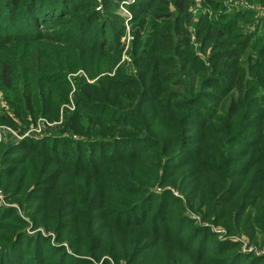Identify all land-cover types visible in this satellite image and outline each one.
I'll return each instance as SVG.
<instances>
[{"label": "trees", "instance_id": "16d2710c", "mask_svg": "<svg viewBox=\"0 0 264 264\" xmlns=\"http://www.w3.org/2000/svg\"><path fill=\"white\" fill-rule=\"evenodd\" d=\"M122 1L102 0L101 10H97V6H99L97 0L69 1L73 6L67 15L61 18L66 10L60 0H18V2L16 0H0V21L4 19L7 22V25L0 23V35H7L4 38L5 41L23 42L36 39L39 36V23L43 25L42 27L49 28L54 24L69 21L68 27L61 30V34L56 38L63 42L62 48L55 46L31 48L23 50L19 56H12L11 59L0 58V91L3 92L8 105V109L0 107V125L6 124L17 130H25L42 117L53 121L52 117H59L61 105L68 104L71 100V96L69 98L72 89L71 81L63 70L70 72V70L84 69L87 75L93 76L92 66H95L99 72L107 69L105 58L110 56L109 53L114 56H110L108 64L114 65L115 56L123 51L120 38L127 31L124 23L125 18L118 14ZM224 1L201 0L204 7L210 9H216L219 4H224ZM257 2L264 4V0H257ZM191 3L192 0H135L134 3L127 4L128 10L133 15L130 28L134 34V40L130 55L136 65L137 72L133 73L130 70L126 72L120 69L117 72V77L109 78L107 83L100 87L88 88L85 83H81L84 79L76 82L78 88L73 97L74 114H71L72 111L68 108L65 110L67 114L65 124L69 130L68 137H62L60 133H57L41 139L28 137L19 146L11 142L6 146L2 145L7 141L0 144V150L6 147L2 150L3 153L8 151L5 156L0 157V189L2 192L4 190L6 196L12 198L11 200L19 199L18 202L23 210L25 209V213L33 222H36L35 227L39 222V214L35 213L36 208L32 207L29 202L47 206V208L38 211L45 214L48 219L49 226L46 228L56 230L60 235L65 230V227L58 230L60 229L59 222H61L60 211H54L53 201L51 204L49 203L50 193L53 196L57 192L59 180H62L67 191L65 199L64 197L60 199L58 209L63 208L64 202L71 201V198H67L71 194V190L68 189L72 186L74 179L85 177V175L97 179L102 172L106 171L113 180H119L118 183H128L121 184L122 193L138 197L128 213L140 208L142 213L148 212L146 219H150L155 217L159 209L173 203L171 195L173 198L174 196L170 190L163 189L166 187L164 185L178 187L186 175L185 168L188 165L196 166L195 163L185 160L194 158L193 152L187 153L190 151L188 144L192 134L185 132L187 136L183 143L184 137L180 138L177 129L179 127L181 129L189 122L196 125L202 123L195 115L189 114L191 109L186 110L185 121L180 119L178 122L176 121L177 112L181 111L178 107L181 104L170 102V98L176 101H186L189 99L186 91L190 88L186 81L187 78L183 79L179 75L184 77L186 74L194 85L198 84V80L194 76H201L200 81L207 82L209 85H222L221 88L225 89L223 96L226 94L228 96L219 105L218 111L227 110L226 113L232 117L234 125L236 122L239 124L243 114L240 107L244 103L242 95L253 92L255 93L254 97L257 95L256 90L261 85L264 86V47L257 54H248V58L242 60L244 56H242V50L236 45L235 34L239 30L238 22L242 15L249 16L250 13L232 12L226 18V14L223 13L218 19L216 17L209 19L207 15L200 14V20L195 23V27L197 35L201 39V50L205 51L212 45L220 50L219 53L212 56L216 62L215 69L209 71L210 66H205L202 58L191 49L194 48L188 28V25L193 21L189 11ZM31 5H33V9L30 11ZM33 16L38 17L37 21L33 19ZM246 18L249 19V17ZM263 23L264 19L256 26L257 30H261V33L256 36V41L258 38H262L259 35H264V26L260 27V24ZM55 35L56 33L53 37ZM245 38L246 42L244 43L250 45L248 40L252 38V34H246ZM72 43L80 45L81 50L75 45L69 48L67 44ZM74 54L78 56L76 59ZM72 60L78 63L69 64ZM247 71L249 79L246 76ZM179 79L184 83V88L178 94L168 91L169 85L178 82ZM248 85L251 87L247 88ZM165 95H168L166 108L164 107ZM209 97L212 98V96ZM193 99L192 102L196 104L197 102ZM186 109L188 108L186 107ZM210 109L211 106H203V119H209L212 113ZM166 112L173 115L175 121L169 126L162 127L163 131L157 133L161 129L158 128L160 126L158 122L163 118L165 120V117L168 116ZM263 116L264 112L252 119L261 120ZM74 117H77L76 121H74ZM99 117H104L105 120L98 119ZM84 123L89 128L88 132L95 135L96 140L95 148H90L88 152L85 151V141L74 140L72 134L85 132ZM262 125V135H264V122ZM235 127L222 133L224 135L223 142L218 144L222 149L221 154L230 147L229 144L235 143L226 136L233 134L237 129V126ZM135 129L137 132H134ZM249 131L245 130L242 133L247 136ZM102 133L108 135L100 136ZM159 134L165 137L160 140L158 139ZM244 134H235L236 140L243 137ZM252 137L261 136L256 134ZM252 137L249 138L250 141L254 140ZM259 139L255 138V141L251 143L242 140L243 148L241 150L233 148L235 154L230 158H235L238 156L237 153L244 151L241 153L242 159L249 158L245 166L250 167L257 157L258 146L256 144ZM207 140H209L208 137ZM8 141H12V139L9 138ZM238 141L240 142V140ZM80 144L83 146L82 148H80ZM70 146L74 149L69 150ZM60 147H63L62 151H59ZM258 154L261 153L258 152ZM33 155L35 156L33 157ZM175 157L179 159L177 160ZM13 160H18L19 164L14 165ZM115 162L123 163V168L129 163L138 165L139 162H142L143 165L132 168L129 171V176H126L120 169L111 170L110 166ZM256 163L263 166V169L259 172L255 171L252 180H245L243 183L245 186L242 185L243 188L239 189V192L243 191L242 195L245 196L249 195L248 193L251 191L252 196L263 201L264 162L260 160ZM21 169H29L32 173L18 175L17 172ZM96 169H98V173H91ZM146 175L155 177L154 180H148L151 181L149 186L144 184L147 179ZM16 176L20 178V182L14 189L11 184L14 183ZM177 177H180L178 181ZM201 183V189L210 199L207 200L209 206L215 197L226 189V185L218 188L208 181ZM185 184V181L180 184L181 190ZM156 185H160L163 191L152 188ZM32 186L36 189L33 190L34 192H31ZM119 192L121 193V190ZM224 194L223 192L222 197ZM233 199L231 198V203ZM239 201L240 199H237L236 203ZM120 213L119 227L129 235H127L129 241L131 237L134 238L132 244L137 246L130 256L141 264H211L202 260L198 262L197 248H194V245L195 243L199 245L201 241L207 242L210 237L204 233L205 229L198 232L199 226L194 223V220L191 221L190 217L189 223L185 220L181 224V233L185 238L189 237L188 243L187 241L183 242L178 235L180 242L176 245L172 244V259L165 260V253L159 241L154 247L143 246L144 244L140 241L141 235L132 233L133 230L139 229L152 230L148 228V225L153 222V219L146 220L145 228L143 220L132 223L133 219L130 217L128 218L129 224H125L126 218L124 217L128 213ZM162 215L159 214L157 217H164ZM184 215V210H182L177 216L179 219L177 222H172V226L178 227L179 220L180 218L182 220ZM0 218H3L0 220L2 223L0 229L3 228L7 219H13L15 223L18 219L20 220L17 210L1 205ZM158 221L159 219L154 222L155 229L153 230H157L156 233L161 228ZM24 225L27 224L24 223ZM17 233L19 236L17 237L22 238V243L24 240L27 243L28 250L19 258L18 254H15L19 253V250L12 246L15 244L13 243L9 251L10 257L15 260L19 259L22 264H111L108 258L103 261L101 259L106 252L112 255L113 260L123 261L126 259L128 242L124 243L122 247L120 246L118 250H112L114 249L112 243H110V247L100 246L97 250H90L88 254L94 255V260H87L69 255L63 246H52L42 236L31 238L23 234V230ZM99 244L101 245L102 242ZM85 250H88L86 245ZM82 251H78V254L84 256ZM6 261L7 259L2 257V264H5ZM129 261L132 262V260ZM9 264L12 263L9 262Z\"/></svg>", "mask_w": 264, "mask_h": 264}, {"label": "rangeland", "instance_id": "374dc122", "mask_svg": "<svg viewBox=\"0 0 264 264\" xmlns=\"http://www.w3.org/2000/svg\"><path fill=\"white\" fill-rule=\"evenodd\" d=\"M60 1L64 6V10H66L61 17L64 18V16L67 15L68 11L73 6L71 3H69V1L72 2L74 0ZM97 1L99 2L97 10H101L102 0ZM134 1L135 0H123L119 6L118 14L125 18L124 23L127 31L120 38L123 51L115 56L114 65L108 64L110 56H114L109 53L110 56L105 58V63L108 65L107 69L99 72L95 69V66H92L91 72H93V76L87 75L84 69H80L78 71L70 70V72L63 70L65 74L67 73V78L71 81L72 89L69 94V98L71 96V100L68 104L63 103L61 105V109H59V117H52L54 118L52 119L53 121H50L45 117L39 118L35 123H32L29 128L25 130H17L16 128H13L9 125L1 124L0 144L7 141V143L2 145L6 146L11 142L14 145L19 146L28 137L41 139L44 137H51L57 133H60L62 137H68L69 130H67L65 124V117L67 116L65 110L68 108V110L72 111L71 114H74L73 111L75 109V102L73 97L75 96V90L78 88L76 82L84 79L81 81V83H85V86L88 88L93 86L100 87L102 84L107 83L109 78L117 77V72L120 69L126 72L129 70L133 73L137 72L135 69L136 65L133 63L132 56L130 55L134 40V34L131 32L130 28V21L133 19V15L126 6L127 4L134 3ZM16 2H18V0H16ZM224 2V4H219L216 9H210L208 7H204L201 0H192V3L189 7V11L193 18V21H191V23L188 25L191 44L194 47L191 49H193L194 52H196L202 58L205 66H210L209 71L215 69L216 62L212 56L219 53L220 50L215 48L213 45L211 48H207L205 51L201 50V39L197 35L198 32L196 31L195 27V23L199 22L200 20V14L205 16L207 15L209 19L211 17H216L218 19L223 13L226 14L225 18L232 12L236 13L244 11L250 13L249 16L242 15L238 22L239 30L235 34L237 43L236 45L242 50V56H244V58L242 57V60L248 58V54H257L258 51L263 50L264 47V35H259V37L261 36L262 38H258L257 41L255 40L256 36L261 33V30H257L256 26L261 20L264 19V4L257 2V0H225ZM67 7L69 8L67 9ZM29 9L31 11V9H33V5H31ZM246 17H249V19ZM36 18L38 17L33 16L35 21H37ZM0 23H6L7 25V22H5L4 19L0 21ZM68 24L69 21L62 24H54L53 27L44 28L42 27L43 25L39 23V36L37 35L38 38L23 42H11L12 40L5 41L4 38L7 35L2 34L0 35V58L3 57L5 59H11L12 56H19L23 50L31 48H41L48 46L62 48L63 42L56 38L57 35L61 34V30H64L68 27ZM261 26H264V23L260 24V27ZM54 33H56V35L53 37ZM248 33L252 34V38L248 40L250 45L244 43L246 42L245 36ZM254 42H256V44H254ZM42 44H44V46H42ZM67 45L69 48L73 45L79 49L81 47L76 43ZM53 55L55 54L53 53ZM74 56H76V54H74ZM77 57L78 56H76L75 59ZM77 63V61L73 60L69 62V64ZM246 76L249 79L248 71L246 72ZM179 77L183 79L187 78L186 81L190 85V88L186 91L188 93L187 97H189L188 100L176 101L175 99L170 98V102H179L181 104L178 107V109L181 111L177 112L176 121L178 122V119L185 121L184 119L187 113L186 110L191 109L189 114L195 115L196 118L202 123L201 125H196L189 122L188 124L184 125V127H181V129L180 127L177 129L178 134L180 133V138L184 137L183 143L185 142V137L187 136V133L185 132H190L192 134L190 136L191 140L188 144L190 151L187 153L191 154L193 152L194 158H187L185 160L195 163L196 166L188 165L185 168L186 175L182 178L178 187L172 185L169 186L168 184L164 185L166 187H163V189L170 190L172 192L175 198L174 199L171 195V198L174 200L173 203L168 207L159 209L155 217L150 219H146L148 212L142 213L140 208L131 210L128 213V210L131 209V205L138 200V197L128 196V194L124 192L122 193L121 184L128 183H118L119 180H113L111 177H109V173L106 171L102 172L97 179H92L90 175H85V177H77L74 179L72 186L68 189L71 190V194L67 198H71V201L64 202L63 208L58 209L60 199L66 195L67 191L66 187H64V184L62 183V180H59L57 192L53 194V196L52 193H50L49 201L50 204L53 201V209L55 212L60 211L61 222H59L60 229L58 230H61L65 227V230H63V232L58 235L56 230H50L46 228V226H49L48 219L46 218L45 214L38 211L39 209L47 208L46 205L40 206L39 203L36 205L34 202H29L32 207L36 208L35 213L39 214V222L35 227L36 222H33L32 219L25 213V209L23 210V207L18 202L19 199L14 198V200H11L12 198H8L9 196H6L5 191L3 190L2 192L0 189V205L5 208L17 210L18 216L20 218V220H17V223H15L13 219H7L3 225V228L0 229V264H2V257L7 259L5 264H9V262L12 264H22L19 259L15 260L14 258L10 257L11 253L9 251V248L13 243L15 244L12 246L14 248H18L19 250V253H15L18 254L19 258H21L28 250L25 240L22 243V238H18L19 236L17 232L20 230H23V234L31 238L34 236H42L45 240L47 239V241H49L52 246H63L66 250V253L69 255L87 260L93 259L94 257V255L88 254L90 250H97L100 246L110 247V243H112V247L114 248L112 250H118L120 246L122 247L124 243L128 242L125 260H113L112 255L107 254L108 252H106V254L101 257L102 261L108 258L111 264H141L135 260V258H131L130 256L131 252L137 246L132 244V240H134V238L130 236V242L128 239L129 235L124 230H122L121 227H119L120 225L118 222L121 218L120 212L128 213L124 217L126 218L125 224H129L128 218L130 217L133 219L132 223L143 220L145 222L146 228V220L151 221V219H153V222L148 225V228L152 230L139 229L133 230L132 233L133 235H141L140 241L142 244H144L143 246L154 247L157 245V241H159L165 253V260L172 259L173 245H176L180 242L178 235L182 238L183 242L186 243L187 241L188 243L189 237L187 236L188 238H185L183 233H181V224L185 220L188 221L190 217V220H194V223L199 226L197 231L202 232V230L205 229L207 233H204L206 236L210 237L207 242L201 241L199 245L196 243L194 245V248H197L196 253H198V262L202 260L206 263L210 262L211 264H264V200L259 201L258 198L251 195V191L248 193L249 195L245 196L242 195L243 191L239 192V189H242L243 186H245L243 185L245 180H252L254 172H259V170L263 169V166L258 165L256 162H259L260 160L261 162H264V135H262V123L264 122V116L261 120H254L252 118L257 117L264 112V86L261 85L258 90H256L257 95L254 97L253 95L255 93L253 92H247L242 95V102L244 103L243 105H240V107L243 114L239 124L236 122V125H234V120L226 113L227 110L218 111L219 105L228 96V94L223 96V91L225 89L221 88L222 85L213 86L207 84V82H201V76H194L198 80V84L194 85L190 77H187L186 74L184 77L180 75ZM183 84L184 83L179 79L178 82L171 83L167 90L173 94H178L180 90L184 88ZM249 87L251 86L248 85L247 88ZM209 96H212V98ZM167 98L168 95H165V108ZM192 99L197 103L194 104ZM203 106H211L210 111L212 113L210 114L209 119H203ZM0 107L8 109L7 101L5 100L2 91H0ZM186 107L188 109H186ZM101 118L105 120L104 117H99L98 119ZM76 120L77 117H74V121ZM173 121H175V117L169 113L168 116L165 117V120L163 118V120L158 122L160 124L158 128L161 129L160 132L157 133H161L163 131L162 127L169 126L170 123H173ZM85 124L86 123H84V126ZM235 126H237L239 131L236 129L233 134L226 135L228 139L233 140L235 143L229 144L231 148L229 147L226 151H223V154H221L222 149L218 146V144L223 142L224 135H222V133H226L225 131L236 128ZM85 129V132H74L72 134L74 140L85 141V151L88 152L90 148H95L94 143L96 140L95 135H93L92 132H88L89 128L85 126ZM245 130H250L247 133V136L242 133ZM134 132H137V129H135ZM62 133L66 135H63ZM32 134L33 136H31ZM235 134H244L243 137L238 139L240 142L236 140ZM256 134L261 137H252L256 136ZM105 135L108 134L102 133L100 136ZM164 137L160 136L159 134L158 139L161 140ZM207 137L209 140H207ZM251 137L254 138L253 141L249 140ZM9 138L12 139V141H8ZM255 138H260L256 145L258 146L257 151L261 154H258L257 152L256 159L253 160L250 167L247 166V170L245 164L248 162L247 160H249V158L242 159L243 155H241V153L244 151L237 153L238 156L235 158L230 157L235 154L233 148L235 150H241L243 148L244 145L242 140H247L251 143L255 141ZM79 146L80 148L83 147L81 144ZM3 149L0 150V157L5 156L8 152L6 151L3 153ZM70 149L74 148L70 146L69 150ZM62 150L63 147H60L59 151ZM34 156L35 155H33V157ZM35 159L37 160L38 158ZM175 159L178 160L179 158L175 157ZM13 162L14 165L19 164L18 160H13ZM134 164L135 165L129 163L125 166V168H123V163L115 162L110 166V168L111 170L120 169L124 174H126V176H129V171L132 168L143 165L142 162H139L138 165L136 163ZM97 170L98 169L93 170L91 173H98ZM17 173L20 175L21 173L28 174L32 172L29 169H21ZM146 178L147 179L144 181L146 186H149L151 183V181L148 180L155 179V177L151 175H146ZM224 178L226 179L223 180ZM179 179L180 177H177L176 180L178 181ZM184 181L186 184L184 185L183 190H181L180 184ZM204 181L211 182L218 188H222L223 185H226V189H224L217 195V197H215L211 206H209L207 202V200L210 199H208L207 194L201 189V182ZM13 182L14 183L11 185L14 189H16V184L20 182V178L16 176ZM141 182L143 183V180ZM31 188V192L36 190L34 189V186ZM152 188L156 189L157 191H163L160 185L153 186ZM233 189H235V191H233ZM120 190L121 193L119 192ZM223 192L225 194L222 197ZM227 197L229 198L226 199ZM231 198H234L232 203L230 202ZM37 199H39V197H37ZM237 199H240L238 203H236ZM182 210H184V218H182V220L180 218V224L178 227L172 226V222H177V219H179L177 216L182 212ZM52 211L53 210L51 209V212ZM159 214H163L162 216L164 217H157ZM2 219L3 218H0V220ZM157 219H159L158 224L161 227L159 228L158 233H156L157 230H153L155 229L154 222L157 221ZM189 222L190 221H188V223ZM24 223L27 225H24ZM0 224H2L1 221ZM9 238L10 240L7 242ZM100 242H102L101 245L99 244ZM85 245L89 251L85 250ZM81 250H83L81 253L85 254L84 256L78 254V251ZM129 260H132V262L130 263Z\"/></svg>", "mask_w": 264, "mask_h": 264}]
</instances>
